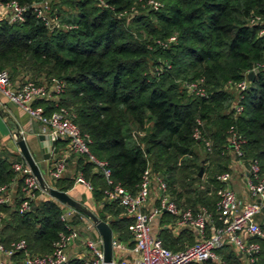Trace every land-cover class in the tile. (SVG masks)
<instances>
[{
	"label": "trees",
	"instance_id": "trees-1",
	"mask_svg": "<svg viewBox=\"0 0 264 264\" xmlns=\"http://www.w3.org/2000/svg\"><path fill=\"white\" fill-rule=\"evenodd\" d=\"M15 1L28 10L21 23L0 22V70L8 68L10 77L23 69L37 72V78L64 80L57 104L74 111L76 123L91 139V152L107 162L112 181L127 192L137 190L149 167L162 176L178 204L194 211L206 206L215 213L223 185L216 172L228 171L230 128L245 140L241 159L258 160L264 172V34L258 35L259 27L248 23L253 14L264 16V0H161L158 10L142 7L139 0H104L112 9L95 0H50L51 14L75 26L67 30H50L36 18L32 5L42 0ZM62 4L74 12L63 14ZM131 8L127 16L117 15ZM171 35L176 41L168 47L156 43ZM257 64L261 67L241 92L242 111L234 115L238 92L227 84L240 82ZM199 79L207 97L186 90V82ZM37 103L48 112L56 108L54 101ZM197 119L210 140L207 153L214 155L216 171L206 191L196 186L192 196L183 198L176 172L186 159L197 161L193 145L200 143L192 137ZM80 171L92 185L94 200L113 217L100 219L119 232L120 239L131 238V218L120 216L122 208L106 199L102 173L88 160ZM14 174L11 162L0 156V187ZM72 185L70 181L59 189ZM21 201L22 192L13 207L0 203V213L8 212V218H0V242L7 245L22 238L30 253H50L64 229L61 209L52 200H33L19 213ZM251 240L259 243L258 264H264V239ZM226 251L229 264H242L239 256ZM68 264L84 262L69 259Z\"/></svg>",
	"mask_w": 264,
	"mask_h": 264
},
{
	"label": "built area",
	"instance_id": "built-area-1",
	"mask_svg": "<svg viewBox=\"0 0 264 264\" xmlns=\"http://www.w3.org/2000/svg\"><path fill=\"white\" fill-rule=\"evenodd\" d=\"M97 4L105 8L112 7L104 0H95ZM142 7L158 10L161 3L157 0H139ZM32 10L46 28L71 29L74 25L63 23L51 14L50 0H42L32 5ZM27 6L15 0H0V22L18 24L25 20ZM129 13L120 12L119 17L127 16ZM250 25L259 27L258 35L264 34V16L253 14L249 18ZM176 41V36L171 35L167 39H157L156 43L162 48ZM169 67V66H168ZM261 65L257 64L249 69L244 79L237 83L228 82L229 88H235L238 96L232 104L234 115L242 111L239 104L242 98L241 92L245 90L248 82V74H255ZM202 79L185 83L188 93L207 97L202 87ZM66 88L64 80L52 78L49 83H38L31 79L23 81L20 85H14L7 70H0V93L12 104L25 112L30 118L46 127V135L50 141L58 139L67 140L68 152L71 155L84 156L95 165L103 175L108 188L105 190V197L109 201H116L123 207L125 214L131 218L128 231L131 235L132 257L129 259H114L112 264H193L208 263L229 264L224 260L219 250L226 246L234 249L243 258L245 264H258L260 245L252 241L251 237L257 236L264 239V221L258 222L257 216L264 210V172L261 170L258 160L248 161L246 188L252 196L249 202H241L235 192L227 186L230 179L228 171L217 175V180L223 184L218 191V199L214 204V212L206 206H199L197 210L181 207L171 196L168 186L161 175L153 174L149 167L142 173L140 184L135 192H127L120 184L114 183L111 178V171L105 160L97 158L90 150L91 139L88 134L83 133L75 121V113L65 106L58 105V99ZM40 100L54 101L56 108L48 112L38 104ZM196 127L192 137L207 152H211L210 140L202 133L203 123L196 120ZM14 137V136H13ZM245 140L238 133L230 128L228 136V149L241 158L242 146ZM12 170L22 178V201L19 205V213L30 208V202L38 195L46 194L40 187L36 177L32 174L24 159H16L11 163ZM65 170L63 159L55 161L49 168L48 176L51 179H58ZM76 183L83 184L88 190L92 189L91 183L84 178L82 173L75 178ZM154 185L158 191V203L149 211H144V204L150 196V190ZM4 187H0V203L6 202L3 195ZM166 212L174 219L177 227L193 229L197 233V239L193 244L182 249L173 251L165 247L159 237L151 230V221L154 217ZM69 212L65 211L60 215L64 223V229L58 233L53 249L46 254H32L27 251L25 239L11 241L4 245L0 242V264H13L11 259L15 254L23 252L25 255L19 264H68L69 258L67 249L76 239H79V232L68 225ZM218 223H215V216ZM1 218V216H0ZM210 227V232L206 228ZM84 244L91 255L84 260V264H103L102 241L85 239ZM114 248H122L120 242L112 240Z\"/></svg>",
	"mask_w": 264,
	"mask_h": 264
},
{
	"label": "crops",
	"instance_id": "crops-1",
	"mask_svg": "<svg viewBox=\"0 0 264 264\" xmlns=\"http://www.w3.org/2000/svg\"><path fill=\"white\" fill-rule=\"evenodd\" d=\"M29 72H25V70L20 69L16 72H12L11 81L14 85H20L23 81L28 80ZM38 83H49L50 80L43 76H39L35 79ZM51 101V100H48ZM19 132L25 139L26 144L33 155L34 159L38 164V168L42 175L44 181L54 187V188H66L70 181L73 182L71 188L66 189L67 192L74 200L79 202L82 206L86 207L90 211H92L98 218L100 215H103L105 220H112V215L108 213V211L103 209V204L96 202L92 197L91 190H88L83 184L76 183L75 178L78 174L81 173V166L87 161L85 158L81 156L71 155L68 152V143L67 140L59 139L55 144L56 152H53L52 149L44 155L50 154L49 159L44 160L43 154L40 151L39 147V135H46V127L34 119L30 118L25 112L19 109L14 104L10 103L1 93H0V156L6 158L11 163L16 159H22L20 151L15 144L14 133ZM3 134V135H2ZM227 156H229V162L227 163L228 172L230 174V179L227 183V186L231 188L238 199L241 202H249L252 200V196L246 188V176H247V167L248 162L245 159L238 158L233 151L227 150ZM63 159L65 161V170L62 176L58 180H54L49 178L48 171L52 164L57 161ZM15 173V172H14ZM223 186V185H222ZM1 187H4L3 195L5 197L6 202L4 204L13 207L15 200L19 197L22 187L21 176L18 174H14L13 178L6 184H3ZM60 190V189H59ZM173 198V197H172ZM107 199V198H106ZM41 200H52L54 201L59 208L61 209V214L63 212H69L67 222L68 225L72 228L76 229L79 232V239H76L67 249V255L69 259H78L84 262V260L88 259L91 255L90 251L84 244L85 239H92L95 241L101 240L98 231L96 230L92 221L85 220L83 218L82 213L72 207L67 206L64 203H61L47 194H40L34 200V204H38ZM108 200V199H107ZM109 201V200H108ZM158 203V191L154 185L150 190V196L147 202L144 204V211L151 210ZM117 205L120 206L117 202ZM180 205V204H179ZM183 208H188L180 205ZM122 213L120 216H126L124 209L122 206ZM264 212V210H262ZM257 216V221L261 222L260 215ZM60 214V215H61ZM1 219L4 220L8 218V212L0 213ZM264 221V219L262 220ZM79 228V229H78ZM81 229V230H80ZM151 230L154 235L159 237L164 245L166 243L169 245V249L178 250L176 245L184 244L181 248L185 246L191 245L197 239V233L193 229L177 227L174 224L173 217L163 212L162 214L156 216L151 221ZM113 232V239L120 242L122 248H114L113 250V258L114 259H129L132 257L131 246L132 240L131 238H121L119 236V232ZM206 232H210V227L206 228ZM3 243V242H2ZM4 244V243H3ZM174 247V248H173ZM231 251L236 256H239L237 252L229 246L224 247L219 250L221 257L225 259V255L227 251ZM30 252L29 250H27ZM23 252H19L15 254V256L11 259L13 264H19L24 257ZM1 258V255H0ZM239 259L242 264L244 260L239 256ZM227 261V260H226ZM194 264V263H193ZM196 264H214V263H196Z\"/></svg>",
	"mask_w": 264,
	"mask_h": 264
},
{
	"label": "water",
	"instance_id": "water-1",
	"mask_svg": "<svg viewBox=\"0 0 264 264\" xmlns=\"http://www.w3.org/2000/svg\"><path fill=\"white\" fill-rule=\"evenodd\" d=\"M253 76L254 74L250 72L248 74V79L251 80ZM13 135H14L15 144L17 145L22 158L29 166L32 174L36 177L41 189L51 198L80 211L92 221L102 241L103 264H112V261H113V246H112L113 232L108 222L98 218L92 211H90L86 207L82 206L79 202L74 200L67 192L48 185L42 178V175L38 168V164L36 160L34 159L33 155L31 154L24 137L19 132H16ZM38 140H39L40 151L43 154V159L44 160L49 159L50 154L44 155V152L45 153L46 151L48 152L49 149H52L53 152H56L55 144L57 140L50 141L47 135H39Z\"/></svg>",
	"mask_w": 264,
	"mask_h": 264
},
{
	"label": "rangeland",
	"instance_id": "rangeland-1",
	"mask_svg": "<svg viewBox=\"0 0 264 264\" xmlns=\"http://www.w3.org/2000/svg\"><path fill=\"white\" fill-rule=\"evenodd\" d=\"M157 1H159L161 3V0H157ZM54 2H57V0H52V3H54ZM60 8H61L60 11L66 15L74 12L73 8L68 6V5L62 4L60 6ZM6 70L9 71L8 68H6ZM36 74H37V72L30 71L28 73V76H29V78H32V80H34V78H37ZM53 78H55V77H53ZM193 151H194L196 158H197L196 163L193 164L192 162H190V159H186L184 162L185 165L184 164L181 165L177 169V172H176V178L178 180L177 188L183 189V191H181L184 194L183 198H187V196H190V195L192 196V194L195 192V190H193V187H196V186H197L198 190L206 191L207 180L216 171L215 161L213 159L214 155L208 154L207 151L205 150V148L203 147V145L194 144L193 145ZM216 173L220 174V171L216 172ZM198 176L200 178H198ZM185 185H187V186H185ZM184 188H186V189H184ZM209 193H211L210 197L213 198V192H209ZM182 202H183V199L181 200V203ZM82 216H83V218H85V220H89L83 213H82ZM259 219L262 222V220L264 219V212H262ZM183 245L184 244H178V245H176V247L179 250V248H181Z\"/></svg>",
	"mask_w": 264,
	"mask_h": 264
}]
</instances>
